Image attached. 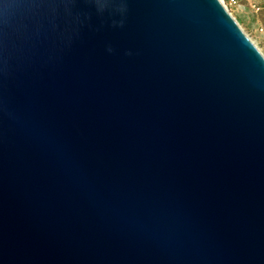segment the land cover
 Listing matches in <instances>:
<instances>
[{
    "label": "water",
    "instance_id": "95a60500",
    "mask_svg": "<svg viewBox=\"0 0 264 264\" xmlns=\"http://www.w3.org/2000/svg\"><path fill=\"white\" fill-rule=\"evenodd\" d=\"M0 264H264V57L221 0H0Z\"/></svg>",
    "mask_w": 264,
    "mask_h": 264
},
{
    "label": "rangeland",
    "instance_id": "374dc122",
    "mask_svg": "<svg viewBox=\"0 0 264 264\" xmlns=\"http://www.w3.org/2000/svg\"><path fill=\"white\" fill-rule=\"evenodd\" d=\"M221 1L264 57V0H241L236 5H230L229 0Z\"/></svg>",
    "mask_w": 264,
    "mask_h": 264
},
{
    "label": "built area",
    "instance_id": "2783aa9c",
    "mask_svg": "<svg viewBox=\"0 0 264 264\" xmlns=\"http://www.w3.org/2000/svg\"><path fill=\"white\" fill-rule=\"evenodd\" d=\"M241 0H229L230 5H236L240 2Z\"/></svg>",
    "mask_w": 264,
    "mask_h": 264
},
{
    "label": "bare ground",
    "instance_id": "6f19581e",
    "mask_svg": "<svg viewBox=\"0 0 264 264\" xmlns=\"http://www.w3.org/2000/svg\"><path fill=\"white\" fill-rule=\"evenodd\" d=\"M223 5H224V3H223ZM225 6V5H224ZM226 7V6H225Z\"/></svg>",
    "mask_w": 264,
    "mask_h": 264
}]
</instances>
